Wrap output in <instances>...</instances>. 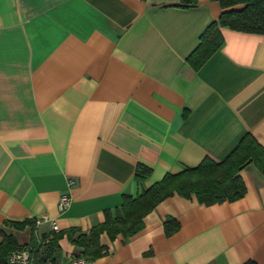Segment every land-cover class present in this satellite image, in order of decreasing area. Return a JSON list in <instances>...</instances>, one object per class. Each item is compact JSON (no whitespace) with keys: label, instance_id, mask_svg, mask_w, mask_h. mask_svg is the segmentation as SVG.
Segmentation results:
<instances>
[{"label":"crops","instance_id":"obj_1","mask_svg":"<svg viewBox=\"0 0 264 264\" xmlns=\"http://www.w3.org/2000/svg\"><path fill=\"white\" fill-rule=\"evenodd\" d=\"M182 1L0 0V228L19 244L51 232V218L88 230L124 192L222 160L246 133L264 145V34L223 26L193 68L187 56L225 8ZM139 163L152 170L142 184ZM240 174L236 200L175 193L129 238L102 232L96 264H264V175L253 162ZM27 218L35 228L5 224ZM59 244L57 262L81 255L66 235Z\"/></svg>","mask_w":264,"mask_h":264},{"label":"trees","instance_id":"obj_2","mask_svg":"<svg viewBox=\"0 0 264 264\" xmlns=\"http://www.w3.org/2000/svg\"><path fill=\"white\" fill-rule=\"evenodd\" d=\"M225 8L217 19L212 21L200 35L198 46L187 56V61L193 68H199L210 55L223 43L221 27L263 33L264 34V0H218ZM197 3V0H183L182 5ZM241 5V6H238ZM253 162L264 175V145L251 134L246 133L238 144L222 160L209 156L195 166H185L177 172H167L164 176L140 191L124 192L121 204L114 209L105 210L103 221L97 222L88 230L71 226L36 238L34 233L28 242L33 247L35 264H45L46 257L60 247L59 239L67 236L75 245L81 248V254L93 259L108 252V246L100 242L102 232H107L111 239L117 234L129 238L144 227V217L166 197L178 193L191 198L193 195L201 203L213 204L225 200H236L246 193V184L240 170ZM152 170L139 163L135 171L137 184L148 178ZM15 228H24L30 224L35 228L34 219L22 221L9 220ZM167 234L173 233L179 227L178 221L169 216L165 222ZM3 239L0 242V264H8V254L15 248L23 246L17 238L0 228ZM243 264H256L248 260Z\"/></svg>","mask_w":264,"mask_h":264},{"label":"built area","instance_id":"obj_3","mask_svg":"<svg viewBox=\"0 0 264 264\" xmlns=\"http://www.w3.org/2000/svg\"><path fill=\"white\" fill-rule=\"evenodd\" d=\"M75 183L74 179H69V186H72ZM73 200V195L70 192L62 193L58 201V210L63 212L67 210ZM39 223L40 220L38 219ZM51 228L55 231L60 230V226L56 219H49ZM35 254L33 252V247L30 243H25L23 246L13 249L7 257L8 264H35ZM45 264H61L57 262L53 257H46ZM68 264H96L95 259L85 256V255H76L74 256Z\"/></svg>","mask_w":264,"mask_h":264}]
</instances>
